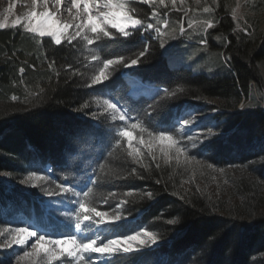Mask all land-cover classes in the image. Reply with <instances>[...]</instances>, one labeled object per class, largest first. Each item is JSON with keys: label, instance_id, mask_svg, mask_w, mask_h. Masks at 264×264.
Wrapping results in <instances>:
<instances>
[{"label": "trees", "instance_id": "16d2710c", "mask_svg": "<svg viewBox=\"0 0 264 264\" xmlns=\"http://www.w3.org/2000/svg\"><path fill=\"white\" fill-rule=\"evenodd\" d=\"M138 7L146 18L155 10L146 4ZM232 7L231 0H219L212 12L193 15L214 25L206 31L195 27L199 31L190 41L206 40L220 52V67L209 66L211 73L169 65L165 46L187 42L193 28L182 37L177 29L174 35L180 38L174 40L139 32L104 41L99 49L91 46L101 58L123 56L127 61L145 53L138 64L117 66L108 80L91 87L95 62L86 59L87 49L66 41L56 45L21 27L0 29V174L7 173L13 185L0 178V228L27 219L54 233L74 231L64 210L55 205L48 210L43 204L67 201L71 211L73 198L49 196L43 188L87 186L117 194L107 204L96 200L100 210L117 209L124 217L108 226L106 237L140 229L157 235L155 246L121 254L107 264H264V0L246 3L241 24L233 18ZM159 13L162 20L175 18ZM129 77L148 83L153 95L134 96ZM177 88L183 91L175 96L164 93ZM246 97L248 104L240 108ZM105 99L119 102L133 120L173 132L184 110L214 112L218 133L203 146L209 162L244 166L231 176L229 197L185 187L181 169L171 164L145 155L143 166L133 163L115 147V133L124 122L106 115L101 107ZM99 164L119 171L121 178L106 176ZM132 168L134 175L129 174ZM33 173L47 179L28 189L21 181ZM127 192L132 195L124 196ZM121 199L127 203L119 204Z\"/></svg>", "mask_w": 264, "mask_h": 264}, {"label": "snow or ice", "instance_id": "6c2138e0", "mask_svg": "<svg viewBox=\"0 0 264 264\" xmlns=\"http://www.w3.org/2000/svg\"><path fill=\"white\" fill-rule=\"evenodd\" d=\"M50 2L56 8V12L49 11ZM64 2L65 0H31L32 10L27 12L22 19L15 20L12 26L22 25L26 32L33 33L35 37H39L41 40L44 37H50L56 45H61L66 41L73 47L87 49L88 57L86 59L90 58L91 61L95 62L91 65L93 74L89 87L108 80L117 66L122 65L127 68L138 64L140 58L145 54L144 51H141L135 58L127 61L123 56L115 59L101 58L99 51L93 50L91 46L99 49L104 41L119 40L120 37H132L139 34L140 29L155 30L158 35H166L167 33L161 29H168L169 21L160 19L159 8H168L170 4L173 9L182 10L177 7V0H70V5L65 11L76 21L73 25L60 19V6ZM185 2L186 0H179L180 5H184ZM215 2L216 0H213V3ZM196 3L200 4L201 0H196ZM139 4L156 6L155 10L151 12V17L146 18L138 14L141 11L138 7ZM38 6H42L44 10L38 12L36 10ZM238 8L239 4L232 11L234 19L237 16ZM72 9H76L74 14ZM202 10L204 13L213 11L209 6H204ZM187 11L184 10L185 15H187ZM146 19H155V23H146ZM202 23L206 25V28L214 26L211 20H205ZM6 26L5 23H0V29ZM187 27L193 28L191 20H189ZM179 31L181 33L185 31L182 22ZM73 41H76L75 45H73ZM204 43L206 44L207 41L204 40ZM49 67H52V64ZM85 67H89V65L86 64ZM20 71L23 72L24 69L21 68ZM182 91V88H177L171 92L165 89L164 93L167 96H175L177 92ZM84 107H88V105L85 104ZM102 107H104L106 115L112 120L118 119L124 122L123 126L118 127L115 133V147L121 149L133 163L143 166L145 153L142 148L147 149V155L153 160L157 159L158 154L165 163L175 161L178 166L192 163L193 158L189 157L187 149L182 146L181 140L171 129H156L139 120H133L127 111L108 99L103 100ZM192 123L193 120L191 119L183 120L185 126ZM212 134L209 132L208 135L211 136ZM188 139L194 140L195 138L189 135ZM157 167H159L158 164ZM98 168L106 176L121 178V173L110 168L107 164H99ZM207 168L216 170L212 164H207ZM218 171L223 175L225 170L221 168ZM129 174H136V169H130ZM46 179L45 176H37L33 173L21 183L28 184L34 180L43 182ZM89 183L95 184L96 181L90 179ZM31 186L41 185L31 183ZM43 191L49 196L61 195L66 198H73L69 202L73 203L75 207L71 211L65 212L64 215L69 223L74 222V231L54 233L39 224L0 228V238H3V241L0 242V248H12L13 245L20 246V252L15 254V264H97V259H93V254H96L98 259L111 260L121 254L137 252L142 247L157 241V235L148 229L136 231L132 235H115L114 237L104 235L110 230L108 226L117 224L124 217L117 209L112 211L100 210L96 200L100 198L103 203L107 204L110 199L116 197L115 192L101 193L94 187L87 186L77 190L73 186L62 184H56L55 189L43 188ZM123 195L131 196L132 192L123 193ZM148 195L151 196V193ZM124 203H127V200L121 199L119 201L121 205ZM175 222V220L170 221V223Z\"/></svg>", "mask_w": 264, "mask_h": 264}, {"label": "rangeland", "instance_id": "374dc122", "mask_svg": "<svg viewBox=\"0 0 264 264\" xmlns=\"http://www.w3.org/2000/svg\"><path fill=\"white\" fill-rule=\"evenodd\" d=\"M231 1L233 4L231 11L237 8V4H239L236 18L241 24L243 19H245V15H246L245 6L246 3L248 4L249 0H231ZM218 4H219V0H216L215 3H213V0H201L200 4H197L196 0H186L184 5H180L179 0H177V7L181 8L182 9L181 11H177L176 9H173L170 4L168 8H163V7L159 8V12L162 11L165 12L166 14L171 13L175 16V18H178L177 21L175 20V18L174 19L171 17L165 18L166 20L169 21V28L168 29L162 28L161 30L166 32L167 33L166 35L163 36L158 35L155 30L140 29L139 32L151 33L155 36V38L159 37L161 40L162 38L164 40H174L176 38H180L178 37L179 35H174L176 34V30L179 29L180 27V26L175 27V25H180L181 22L184 24L185 31L183 33L179 31V34L182 37L184 33H186L187 31L186 29H188L187 24L189 20H191L193 22V29H192L193 31H189L190 34L186 35L187 42L178 45H173L172 43L169 46H165L166 53L169 57V65L171 67H189L197 73H201V72L211 73L209 66L215 64L217 68L220 67L218 64L220 52H215L214 50H212L207 43L205 44L204 42H202L198 44V43H192L190 41L192 40L191 39L192 35L195 34L196 31H199V28H195V27L200 26L205 31L210 29V28H206V25L202 23L203 21L200 20L201 22H198L197 20H195L193 15H195L197 12H203L202 9L204 6L217 7ZM17 6H19V2H17L16 0H0V12H2V14L3 12L5 13V15L3 16L7 17V20H10L11 13L12 11H14L15 8H17ZM152 7L155 8L156 6H152ZM41 8L43 9V7ZM185 9L188 10L187 15H185L184 13ZM31 10H32L31 0H29L25 4H22L19 7L17 15H21V14L25 15L27 12ZM16 18L17 17L15 16V18L12 19V21L6 26V28L15 29L17 25L15 27H13L12 25L14 20H17ZM262 18L264 21V11L262 13ZM151 20L152 21L149 22L155 23V19H151ZM67 23H72L74 25L76 21L71 20ZM20 27L21 29L24 30L22 26ZM172 29H175V31H172ZM69 31H71V29H69ZM44 38H50V37H44ZM208 58L209 61L207 60ZM262 66H263L262 69L264 71V62L262 63ZM89 80L91 83V77ZM128 80L132 84V91L134 96L139 97L141 95H146V96L153 95L154 91H152L149 88V86L144 84L139 79L129 77ZM253 93H255V91ZM110 102L117 103L119 107L125 110L119 104V102L115 100ZM213 102L219 103L220 101L213 100ZM248 102H249V98L247 97L244 98V102H242V104L239 107L241 108L242 105L244 107L246 104H248ZM97 107L100 108L99 106ZM184 119H191L193 120V123L185 126L183 124ZM209 132L213 134L209 136L208 135ZM217 133H218V127H217V122L214 118V112L209 110L207 111L201 110L200 112L196 109H187L182 113H180L177 119L176 126L174 127V134L177 136V138L181 140L182 146H184L187 149L189 157L193 158L192 163L189 165L181 164L179 166L175 163V161H172L171 163H165L164 159L160 157L158 154H157V159H155L154 161L168 165L171 164L174 167L180 168L182 171V177L184 178L185 187L192 189L207 188L211 194L216 195L217 197L224 196L225 198H228L231 189V185H230L231 176L233 177L234 175H236L237 171L244 166L243 165L221 166L209 162L207 158V154L203 151V146L208 139H210L212 136L216 135ZM189 135L193 136L195 139L189 140L188 139ZM193 144H195V146H193ZM142 151H144L145 156L148 159H152V157L147 155L146 148H142ZM207 164H212L214 166V169L216 170L207 168ZM221 168L225 170L223 175H221V173L218 171V169ZM46 171H50L49 167L46 168ZM0 178L7 186L12 185V181L8 178L7 173L4 172L0 174ZM37 182L38 181L36 180L30 181L26 187L30 189L32 187L31 183H37ZM43 204H45V207L48 210L49 208H52L54 205L57 208L64 210L65 212L69 211L70 209V206L68 205L67 201L57 202L55 204L54 200H48L43 202ZM262 212L264 214V209L262 210ZM28 224H36V223L32 220H27V219L26 220L21 219L18 223V225L21 226H26ZM14 226L16 225H10V227H14ZM141 230L143 229H140L139 231ZM2 241L3 238H0V242ZM157 242L158 241H156V243L154 244L150 243L148 246L145 247L155 246ZM19 252H20V246H16V245H13L12 248H0V262H3V264H9V262H11V264H15V254ZM93 259H97V264H107V260L98 259L96 254H93Z\"/></svg>", "mask_w": 264, "mask_h": 264}, {"label": "bare ground", "instance_id": "6f19581e", "mask_svg": "<svg viewBox=\"0 0 264 264\" xmlns=\"http://www.w3.org/2000/svg\"><path fill=\"white\" fill-rule=\"evenodd\" d=\"M17 2H19V6H17V12H18V10H19V7L22 5V4H25L27 1H29V0H16ZM21 4V5H20ZM69 5H70V0H65V2L60 6V13H59V15H60V19L63 21V22H65V23H67V22H69V21H71V20H73L72 19V16L67 12V11H65V9L66 8H68L69 7ZM41 6H38V11L39 10H41V8H40ZM15 9V10H16ZM49 11H56V8L55 7H53L52 6V4H51V2L49 3ZM75 11H76V9H72V13L74 14L75 13ZM3 18V14H1L0 15V20ZM15 18V11H14V13L11 15V21H12V19H14ZM15 21V20H14ZM252 84V83H251Z\"/></svg>", "mask_w": 264, "mask_h": 264}]
</instances>
